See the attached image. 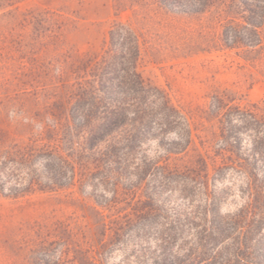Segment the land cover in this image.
Returning a JSON list of instances; mask_svg holds the SVG:
<instances>
[{"label":"rangeland","instance_id":"rangeland-1","mask_svg":"<svg viewBox=\"0 0 264 264\" xmlns=\"http://www.w3.org/2000/svg\"><path fill=\"white\" fill-rule=\"evenodd\" d=\"M116 23L138 38V73L185 122L160 127L155 110L139 126L143 141L122 130L89 147L91 72L111 51ZM187 125L191 140L178 139ZM263 132L264 2L179 11L161 0H0V264H153L126 219L149 192L161 214L177 204L203 212L206 188L184 181L197 171L209 174L221 213H237L244 174L216 170L215 154L250 156ZM114 158L129 165L118 173ZM104 220L117 229L105 233Z\"/></svg>","mask_w":264,"mask_h":264},{"label":"trees","instance_id":"trees-1","mask_svg":"<svg viewBox=\"0 0 264 264\" xmlns=\"http://www.w3.org/2000/svg\"><path fill=\"white\" fill-rule=\"evenodd\" d=\"M185 1L187 0H161L164 5L179 11L199 10L212 0ZM240 1L243 8L249 11L264 2ZM109 37L111 51L91 72L96 82V112L86 125L85 144L95 147L122 130H126L128 138L143 141L139 126L153 119L155 110H158V116L154 121L160 127L167 124L177 127L185 122L183 114L170 103L168 97L147 84L136 70L137 36L125 25L116 23L109 31ZM118 66L122 67L121 74L117 73ZM187 138H192L190 125L178 137L182 140ZM259 143L262 148L258 147ZM251 150L254 153L250 156L223 148L215 154L223 163L216 166V170L231 167L244 174L245 205L237 213H221L213 196L209 174L197 171L184 181L198 183L206 188L205 210L200 213L192 207L183 208L177 204L172 208L171 214H161L165 209L158 206V196L149 192V196L143 201L145 208L135 213L136 218L126 219L128 228H138L133 236L136 240L132 243L137 253L149 256L153 264H264V132L252 144ZM120 159H111L113 164H120L118 173L129 165V158H122V161ZM201 162L204 167L208 166L205 158ZM156 168H162L161 178L164 179L167 174L165 166L158 163L154 166ZM166 181L158 180L163 185ZM102 225L105 233L110 229H117L112 220H104ZM117 231L116 233L123 235L124 228Z\"/></svg>","mask_w":264,"mask_h":264}]
</instances>
